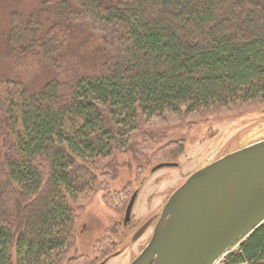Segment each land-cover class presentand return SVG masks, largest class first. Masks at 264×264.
I'll use <instances>...</instances> for the list:
<instances>
[{
  "label": "trees",
  "instance_id": "obj_1",
  "mask_svg": "<svg viewBox=\"0 0 264 264\" xmlns=\"http://www.w3.org/2000/svg\"><path fill=\"white\" fill-rule=\"evenodd\" d=\"M78 25L100 56L72 72ZM3 40L0 264H70L78 197L116 176L150 118L264 99V0H44ZM38 61L55 75L31 89ZM224 262L264 264V222Z\"/></svg>",
  "mask_w": 264,
  "mask_h": 264
},
{
  "label": "rangeland",
  "instance_id": "obj_2",
  "mask_svg": "<svg viewBox=\"0 0 264 264\" xmlns=\"http://www.w3.org/2000/svg\"><path fill=\"white\" fill-rule=\"evenodd\" d=\"M43 1L0 0V80L16 73L7 61L3 40L9 15L12 12L28 15ZM74 30V38L62 54L64 67L72 72L95 65L100 56L95 35L82 25ZM54 75L46 62L38 61L27 74L29 88H38ZM141 131L144 133L138 132L132 150L116 155L119 164L116 176L112 180L105 178L106 186L101 185L102 189L78 197V238L76 247L69 252L70 264H129L151 239L148 231L134 240L138 228L156 215L154 225L166 200L192 173L264 140V99L188 113H164L150 118ZM140 136L148 139L143 142ZM179 147L182 153L176 154ZM162 163L177 166L151 172ZM135 192L130 221L123 225L126 207Z\"/></svg>",
  "mask_w": 264,
  "mask_h": 264
},
{
  "label": "water",
  "instance_id": "obj_3",
  "mask_svg": "<svg viewBox=\"0 0 264 264\" xmlns=\"http://www.w3.org/2000/svg\"><path fill=\"white\" fill-rule=\"evenodd\" d=\"M176 166L162 163L151 172ZM136 196L128 202L123 225L130 221ZM262 222L264 140L192 173L169 197L150 241L130 264H214Z\"/></svg>",
  "mask_w": 264,
  "mask_h": 264
},
{
  "label": "flooded vegetation",
  "instance_id": "obj_4",
  "mask_svg": "<svg viewBox=\"0 0 264 264\" xmlns=\"http://www.w3.org/2000/svg\"><path fill=\"white\" fill-rule=\"evenodd\" d=\"M168 199H169V198H168ZM168 199H167V200H168ZM167 200H166V202H167ZM166 202H165V203H166ZM165 203H164V205H165ZM164 205H163V207H164ZM163 207H162V209H163ZM161 211H162V210H161ZM160 214H161V213H160ZM155 216H156V215L153 216V219L155 218ZM159 216H160V215H159ZM159 216H158V218H159ZM153 219H152V220H153ZM152 220L148 219L147 221L144 222V224H143L142 226H140V227L138 228L137 232H138L141 228H144V230H143L142 234H140V236H139L136 240H138L139 238H141V237H142L146 232H148V231L151 232V236H152V234H153V230H154V227H155L156 222H157V221L154 222V225H153V224H152ZM157 220H158V219H157ZM124 229H125V228H124ZM151 236H150V238H151ZM149 241H150V240H149ZM147 244H148V242L146 243V245H147ZM146 245H145V246H146ZM145 246H144V248H145ZM144 248H143V249H144ZM143 249H142V250H143ZM140 253H141V252H140ZM140 253H139V254H140ZM139 254H138V255H139ZM138 255H137V256H138ZM137 256H136V257H137ZM136 257H135V258H136ZM135 258H134V259H135ZM134 259H133V260H134ZM133 260H131L130 263H131ZM130 263H129V264H130Z\"/></svg>",
  "mask_w": 264,
  "mask_h": 264
},
{
  "label": "built area",
  "instance_id": "obj_5",
  "mask_svg": "<svg viewBox=\"0 0 264 264\" xmlns=\"http://www.w3.org/2000/svg\"><path fill=\"white\" fill-rule=\"evenodd\" d=\"M227 254H225L224 256L220 257L214 264H225L224 260H225V256ZM243 264V263H241Z\"/></svg>",
  "mask_w": 264,
  "mask_h": 264
}]
</instances>
